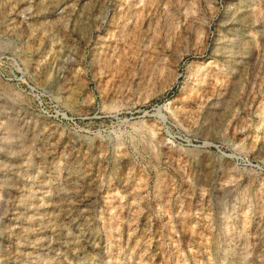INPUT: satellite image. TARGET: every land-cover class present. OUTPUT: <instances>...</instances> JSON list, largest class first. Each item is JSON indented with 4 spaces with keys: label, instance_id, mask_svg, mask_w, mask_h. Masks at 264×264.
<instances>
[{
    "label": "rangeland",
    "instance_id": "rangeland-1",
    "mask_svg": "<svg viewBox=\"0 0 264 264\" xmlns=\"http://www.w3.org/2000/svg\"><path fill=\"white\" fill-rule=\"evenodd\" d=\"M29 191L0 264L50 263L48 199H88L53 264H264V0H0V198Z\"/></svg>",
    "mask_w": 264,
    "mask_h": 264
},
{
    "label": "bare ground",
    "instance_id": "bare-ground-1",
    "mask_svg": "<svg viewBox=\"0 0 264 264\" xmlns=\"http://www.w3.org/2000/svg\"><path fill=\"white\" fill-rule=\"evenodd\" d=\"M238 8H240V7H238ZM16 22H17L16 20H13L12 23L16 24ZM106 47H108V45ZM103 48H105V46H103ZM253 52H254V50H250V53H253ZM239 59H236V61ZM50 151L52 152V150H50ZM56 151H57L56 148H54V151L52 153L50 152V154H51L50 156L53 157V163H55V165L59 164V163L62 164V162L65 160V155H63V154L57 155ZM47 153L49 154L48 150H46V154ZM55 158H56V160L54 161ZM3 183H6V178H5ZM123 192L126 193V191H123ZM123 196L125 197L126 195L123 194ZM52 197L54 199V195ZM2 198L3 197L0 198V215L4 216L2 213V209H5V212H6L5 214L12 212L13 217L10 218V220L7 224H5L3 217H0V230L5 227L6 229H9V233L14 232L15 228L17 229L20 227L19 225H21V224L19 222L22 220V218H24V215L26 216V214H27V211L25 210L27 208L26 206L30 205L29 203L31 202V200L33 201V199H35L34 193L29 191V193L27 195H25V200L23 199L22 201L21 200L19 201L16 199H13V200L3 199L2 200ZM86 200H88V199H77V200L75 199L74 203L72 204V207L74 209H72V207H71L70 209H68L69 211L64 209L62 206L58 205V203H57L58 201H56V200L55 201L51 200V202H50L48 199L49 202L44 200L43 202L40 203V205L43 207L49 206L50 204L51 205L54 204L55 207L57 206V209L56 210L54 209L55 211H52V214L50 215V216L54 217V219H52V217L47 219V221H48L47 224H49V225H46V224L43 225V222L45 221L43 219L38 220V221H41L40 225L42 228H44V230H43L44 234L40 238V240H41L40 244L45 245V246L47 245V248H49L53 252V254H50V256H48V258L50 259L49 264H53L52 262H53L54 258H55L56 262L62 263V260L60 259V254H62V250L64 248H66V246L69 243H71V241H73V240H74V242L75 241L76 242L86 241V238H85L86 237L85 236L86 231H84V229L82 227L83 225H82L81 218L78 217L77 215H74L75 210H78L79 207ZM32 203H34V202H32ZM22 205H24V206L26 205L24 210H21ZM49 227H50V231H47V228H49ZM79 252L82 256V259L87 260V261H90L93 259L88 254H86L85 251H79ZM39 255H40V253H39ZM43 255H44V253H43ZM36 256H38V254Z\"/></svg>",
    "mask_w": 264,
    "mask_h": 264
}]
</instances>
